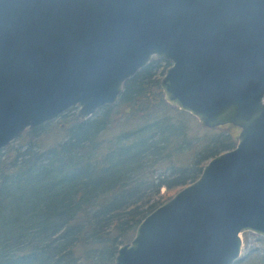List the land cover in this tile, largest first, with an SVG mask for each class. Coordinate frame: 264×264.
<instances>
[{
  "label": "water",
  "instance_id": "obj_1",
  "mask_svg": "<svg viewBox=\"0 0 264 264\" xmlns=\"http://www.w3.org/2000/svg\"><path fill=\"white\" fill-rule=\"evenodd\" d=\"M152 58L164 100L233 148L149 212L114 264H234L264 238V0H0V150L75 106L114 104Z\"/></svg>",
  "mask_w": 264,
  "mask_h": 264
},
{
  "label": "trees",
  "instance_id": "obj_2",
  "mask_svg": "<svg viewBox=\"0 0 264 264\" xmlns=\"http://www.w3.org/2000/svg\"><path fill=\"white\" fill-rule=\"evenodd\" d=\"M169 65L153 59L114 104L85 119L60 114L0 150V264H114L168 192L234 147L230 125L205 128L164 100ZM259 239L234 264H264Z\"/></svg>",
  "mask_w": 264,
  "mask_h": 264
},
{
  "label": "rangeland",
  "instance_id": "obj_3",
  "mask_svg": "<svg viewBox=\"0 0 264 264\" xmlns=\"http://www.w3.org/2000/svg\"><path fill=\"white\" fill-rule=\"evenodd\" d=\"M155 59V58H152L150 60V62H152V60ZM160 78L162 77L159 76ZM77 111H78V108L77 107H72V108H69L67 110H65L63 113H61V116H65V117H72V116H75L77 114ZM192 116V115H191ZM194 117V116H193ZM195 120L197 121V119L195 118ZM54 122H57V119H54L52 120L51 122H49L50 124H53ZM198 122V121H197ZM199 124V123H198ZM227 131L229 132H232L234 135H235V143L234 145L236 144V137L239 133V129L237 130H232L231 129V126L228 127ZM54 137L53 136H50L49 134L47 136H44V139L46 140H52ZM178 191V190H177ZM162 194H165L166 190L165 188H162L161 191H160ZM175 193V191L173 192H168V195H173ZM170 196V197H171ZM261 236L253 233V232H250V231H246L244 232L243 234H241V239L243 240V242H245L244 246L242 247V250H241V255L238 259V261L241 259V258H244L243 256L246 255L252 248H255V247H261L262 244L260 242V239ZM263 238V237H262ZM259 239V240H258ZM241 264H253V262H251L248 258L247 259H244L243 260V263Z\"/></svg>",
  "mask_w": 264,
  "mask_h": 264
},
{
  "label": "flooded vegetation",
  "instance_id": "obj_4",
  "mask_svg": "<svg viewBox=\"0 0 264 264\" xmlns=\"http://www.w3.org/2000/svg\"><path fill=\"white\" fill-rule=\"evenodd\" d=\"M231 126V129L232 130H237V129H239L238 127H236V126H233V125H230Z\"/></svg>",
  "mask_w": 264,
  "mask_h": 264
}]
</instances>
